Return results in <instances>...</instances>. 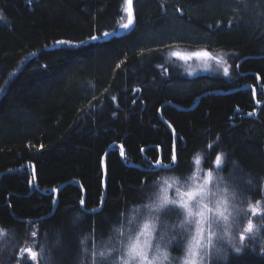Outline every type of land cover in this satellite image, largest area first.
Segmentation results:
<instances>
[{
  "label": "trees",
  "instance_id": "16d2710c",
  "mask_svg": "<svg viewBox=\"0 0 264 264\" xmlns=\"http://www.w3.org/2000/svg\"><path fill=\"white\" fill-rule=\"evenodd\" d=\"M124 1L0 0V264H81L158 185L197 180V167L259 229L223 257L207 243L204 264H264V105L240 73L264 88V0H133V27L115 33ZM199 50L227 74L175 59Z\"/></svg>",
  "mask_w": 264,
  "mask_h": 264
},
{
  "label": "rangeland",
  "instance_id": "374dc122",
  "mask_svg": "<svg viewBox=\"0 0 264 264\" xmlns=\"http://www.w3.org/2000/svg\"><path fill=\"white\" fill-rule=\"evenodd\" d=\"M132 6L133 0H131V5L127 4L126 0L123 3V13L127 17L126 23H128V20L131 18L132 24H130L128 28L122 27V25L126 23L122 24L119 30L115 33H126L133 27L134 14ZM176 57L178 56L175 55V59ZM185 61H192L191 63L195 65L194 68L188 71L189 74H192L195 70H200V72L213 71L215 75L224 76L223 67L219 69H211L206 64L201 62L200 59L197 58ZM219 61L223 63V60L221 58L219 59ZM177 68L182 73V67L178 65ZM106 156L107 155L105 153L104 159ZM202 158L203 157L201 156L200 158L195 159L200 160ZM143 165L144 163L141 164V166ZM213 166L214 165H212V167ZM150 169L154 170L155 168ZM210 170H213V168ZM193 171V176H196L197 180L194 178H189L188 180H179L178 183L174 186L167 185L170 190H174L175 198L177 199L178 203L175 205L171 204L170 206H167L164 210L165 214L167 215V217L164 219L165 227L167 229L164 242L167 243L170 241V251L172 249V245L175 248L177 247L179 249L178 255L173 254L171 251L175 259H178L180 256L185 255L187 258L186 264H193L194 261L195 264H204L205 261L207 262V256L203 255L207 243H216V246H222L223 250L218 253L219 257H223L225 253H235L237 252V248H239L241 251L248 244H251V241L249 240H253L256 237L255 233H259V229L257 230L258 226L255 224V222L253 224V214L247 213V211L249 210L245 203L241 206V209L238 212L234 203V199L230 193H226V191H224L221 196H217L216 193L210 192L207 188H205L204 192H202L199 196L195 210H192V215H189V221L194 224V232L190 234L191 245L186 251L185 245L188 241L189 234L185 232L184 228L176 227V225L179 224L180 220L183 218L184 215H188V209L184 206V204L179 203V201H185L188 207H190L191 201H188L187 197L183 195L184 188H199L201 187V185L208 187L209 185L207 183V172L201 171L200 167H197V169L195 168ZM225 200L227 201L226 203L224 202ZM205 204L209 205V207L212 209L211 212L204 208ZM174 206L178 208H175ZM252 208V213H255V210L257 209L256 206ZM201 212H203L204 214L203 217L200 216ZM236 212H238V217L235 216ZM245 217L247 218L245 219ZM248 222H251L254 226L253 231L251 233H249L248 231V226H245ZM241 236L244 237L243 240H241ZM173 237H175V239H173ZM238 237L240 238L239 241ZM255 240L257 241L258 239L255 238ZM243 244L245 245L243 246ZM138 246L143 249V242L138 241ZM219 262L223 261L219 259Z\"/></svg>",
  "mask_w": 264,
  "mask_h": 264
},
{
  "label": "clouds",
  "instance_id": "9594fccd",
  "mask_svg": "<svg viewBox=\"0 0 264 264\" xmlns=\"http://www.w3.org/2000/svg\"><path fill=\"white\" fill-rule=\"evenodd\" d=\"M166 188L158 185L149 200L135 206L136 212L129 210L127 216L131 226L126 220L122 235L110 237L107 246L98 244L95 251L85 248L81 264H186V256L175 259L170 251V241L164 242L167 229L163 212L169 204L177 201L174 190L169 189L166 194ZM189 190L184 188V192ZM190 208L195 210V200L191 201ZM113 227L121 232L120 225ZM176 227L184 228L189 234L185 245L187 251L191 245L190 234L194 232V224L189 221V215H184ZM138 241L143 242V249L138 246ZM101 257L104 259L101 260Z\"/></svg>",
  "mask_w": 264,
  "mask_h": 264
},
{
  "label": "snow or ice",
  "instance_id": "6c2138e0",
  "mask_svg": "<svg viewBox=\"0 0 264 264\" xmlns=\"http://www.w3.org/2000/svg\"><path fill=\"white\" fill-rule=\"evenodd\" d=\"M126 3L129 4V5H131V0H126ZM130 24H132V19H131V18L128 20V23L122 25V27H124V28H128ZM103 35L106 37V36L110 35V33L105 32V33H103ZM97 38H98V37H96V36H91V37H90V39H92V40H95V39H97ZM62 43H66V42H62ZM174 55L180 57V58L183 59V60H191V59H193V58H197V59H206V60H219V59H220L219 57L212 55V53H210L209 51H206V50L192 51V52H187V53H174ZM205 66H206V65H205ZM224 71H225V73L227 74L228 69L225 68ZM173 131H174V129H173ZM121 155H122V156L124 155L123 151H121ZM168 158H169L171 161H173V163L175 164V155H174V152H173V155H171V156L168 157ZM221 158H222V154H219V153H218V154L216 155L215 163H216V165H217L218 167H220V168L223 167V166L221 165V163H220V162H221ZM157 163H159V161H158ZM212 175H213V173H212V171L209 169V171L207 172V177H208V179H207V183H208V184H211V183H212V180H211ZM168 190H169L168 187H167L166 189H164V191H165L166 194H167ZM202 192H204V186H201V187H199V188H191L188 192H184L183 195H184L185 197H187L188 201H193V200H195L196 203H197V201H198V199H199V196H200V194H201ZM166 199H167V196H166ZM224 202L226 203L227 201L225 200ZM79 203H80L81 205H84V200H83V199H80ZM177 203H178V201H173V202H172L173 205H175V204H177ZM179 203L184 204V206L188 209V215H192V209H191L190 207H188V205H187V203H186L185 201H179ZM204 208L207 209L209 212L212 211V209L209 207L208 204H205V205H204ZM94 211H95V210H94ZM203 215H204L203 212H201V213H200V216L203 217ZM253 227H254V226L252 225V223L249 222V224H248V231H249V233H251V232L253 231ZM0 232H2V230H0ZM32 235L34 236V235H36V234H35V233H32ZM243 239H244V237L241 236V240H243ZM236 251L239 252L240 249L237 248ZM25 253L27 254L28 258L31 259V260H36L37 255H38V253H36V252L33 250V248H31V247L27 248V249L25 250ZM203 255H204V256H207V255H208V252L205 251ZM193 264H195V261L193 262Z\"/></svg>",
  "mask_w": 264,
  "mask_h": 264
},
{
  "label": "water",
  "instance_id": "95a60500",
  "mask_svg": "<svg viewBox=\"0 0 264 264\" xmlns=\"http://www.w3.org/2000/svg\"><path fill=\"white\" fill-rule=\"evenodd\" d=\"M243 59H245V58H242L240 61H239V63L237 64V69L239 70V67H240V63L242 62V60ZM239 72H240V70H239ZM241 73V75H243V76H245V75H247L248 73H251V74H254L255 76H256V79H257V82L259 83V85L260 86H263V84H262V78H261V76H260V74L259 73H256V72H240ZM245 87H252L253 88V90H254V92H255V100H257L256 99V95H257V87L255 86V85H253V83H246V84H244L241 88H245ZM199 103V99H198V101H197V103H196V105ZM264 105V100L263 101H260V102H256L255 103V107L256 108H260L261 106H263ZM166 124H169L170 126H171V128H172V131H173V126L168 122V121H166L165 119H162ZM173 133H174V135H175V130L173 131ZM119 146H120V148H122V151H123V153H124V155L122 156L121 155V157L124 159L125 158V150H124V147L121 145V144H119ZM175 152V151H174ZM107 153L108 152H106V155H107ZM175 154V153H174ZM176 161H177V158H176V155H175V163H176ZM25 166V165H24ZM24 166H22V167H24ZM21 167V168H22ZM167 168H170L171 166H166ZM33 176H34V178H35V180H36V186L38 187V183H37V176H36V170H35V167H34V169H33ZM67 183H69V182H67ZM66 185V183H64V184H62L60 187H58L57 189H54L52 192H57V191H59L60 189H62L64 186ZM85 192V191H84ZM42 193H46L44 190H42ZM105 196H106V191H105ZM105 196H104V198H103V200H102V205H101V207H100V209L103 207V204H104V201H105ZM85 199H86V197H84L83 198V200H84V203H85ZM82 207L84 208V205H82ZM89 212V211H88Z\"/></svg>",
  "mask_w": 264,
  "mask_h": 264
},
{
  "label": "flooded vegetation",
  "instance_id": "af4514ba",
  "mask_svg": "<svg viewBox=\"0 0 264 264\" xmlns=\"http://www.w3.org/2000/svg\"><path fill=\"white\" fill-rule=\"evenodd\" d=\"M256 82H257V79H256ZM253 85H255L257 87V89H258L257 90V95H256V99L257 100H255V98H254L255 103L256 102H260V101H262L264 99V88L262 86H260L258 82H257V85L255 83H253ZM250 88H252V87H250ZM252 91L254 92L253 88H252ZM253 94H254L253 97H255V92Z\"/></svg>",
  "mask_w": 264,
  "mask_h": 264
},
{
  "label": "bare ground",
  "instance_id": "6f19581e",
  "mask_svg": "<svg viewBox=\"0 0 264 264\" xmlns=\"http://www.w3.org/2000/svg\"><path fill=\"white\" fill-rule=\"evenodd\" d=\"M162 166H163V165H162ZM168 166H171V167H172L173 165H172V164H170V165H168ZM163 167H164V168H167L166 166H163ZM171 167H170V168H171Z\"/></svg>",
  "mask_w": 264,
  "mask_h": 264
}]
</instances>
